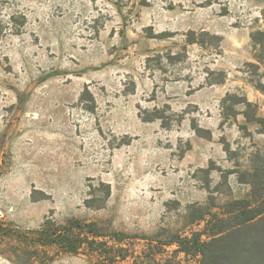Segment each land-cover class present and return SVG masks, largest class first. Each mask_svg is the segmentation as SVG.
Returning a JSON list of instances; mask_svg holds the SVG:
<instances>
[{
	"label": "rangeland",
	"instance_id": "obj_1",
	"mask_svg": "<svg viewBox=\"0 0 264 264\" xmlns=\"http://www.w3.org/2000/svg\"><path fill=\"white\" fill-rule=\"evenodd\" d=\"M0 22V264H107L35 244L47 218L96 222L120 264H201L174 240L264 154L228 96L264 116V0H0Z\"/></svg>",
	"mask_w": 264,
	"mask_h": 264
},
{
	"label": "trees",
	"instance_id": "obj_2",
	"mask_svg": "<svg viewBox=\"0 0 264 264\" xmlns=\"http://www.w3.org/2000/svg\"><path fill=\"white\" fill-rule=\"evenodd\" d=\"M258 34L260 36L252 34L253 40L264 44V31H259ZM228 96L232 97L233 103L246 105L243 112L247 120L257 122L260 132L264 133V116L256 113L257 104L245 96ZM194 128L202 136H211L210 130H207L209 135H205L202 127ZM238 179L242 183L250 184L251 194L246 198H236L225 203L221 213L208 211L206 239L201 237L203 233H196L193 237H177L174 240L180 244L182 251L196 252L200 256L201 264H264V154L258 155V162L252 170L240 172ZM109 194L110 187L107 186L106 196ZM34 233L32 239L37 245L56 246L59 250L70 253H77L83 245H87L91 251L104 254L107 264H120L118 258L128 256L122 251L123 247L110 246L107 241L99 239L107 234L101 233L94 221L83 222L78 218H71L64 224H58L47 218ZM3 234L9 235L12 232ZM121 234L123 233L113 231L109 236L121 241ZM135 264L145 263L137 261Z\"/></svg>",
	"mask_w": 264,
	"mask_h": 264
},
{
	"label": "crops",
	"instance_id": "obj_3",
	"mask_svg": "<svg viewBox=\"0 0 264 264\" xmlns=\"http://www.w3.org/2000/svg\"><path fill=\"white\" fill-rule=\"evenodd\" d=\"M248 97H249V100H257V97L255 95V93L252 91V90H248V93H247Z\"/></svg>",
	"mask_w": 264,
	"mask_h": 264
}]
</instances>
